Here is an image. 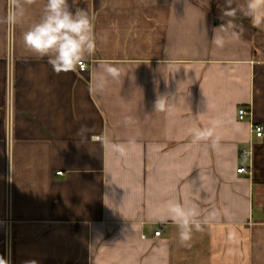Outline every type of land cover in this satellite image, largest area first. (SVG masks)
<instances>
[{
    "label": "crops",
    "instance_id": "crops-1",
    "mask_svg": "<svg viewBox=\"0 0 264 264\" xmlns=\"http://www.w3.org/2000/svg\"><path fill=\"white\" fill-rule=\"evenodd\" d=\"M8 3L0 253L10 264H264V136L253 128L264 125V31L238 17L240 40L214 46L224 0H69L88 11L96 46L88 67L57 74L23 43L46 0L25 4L15 25ZM106 64L122 73L98 91ZM82 126L91 130L83 140ZM176 204L198 212L186 242L161 222Z\"/></svg>",
    "mask_w": 264,
    "mask_h": 264
},
{
    "label": "clouds",
    "instance_id": "clouds-1",
    "mask_svg": "<svg viewBox=\"0 0 264 264\" xmlns=\"http://www.w3.org/2000/svg\"><path fill=\"white\" fill-rule=\"evenodd\" d=\"M35 0H9L7 20L10 24L20 23L25 15V4L31 5ZM234 0H224L220 19L223 21L212 36V43L217 48H223L226 39L240 40L243 27L236 23L238 17L247 18L252 27L264 31V0H245L240 7H233ZM75 0H73V4ZM92 19L84 8H73L69 0H46L43 15L39 22L33 24L23 33L25 47L41 56L47 57L48 63L54 72L75 71L83 65L87 55L95 50V39L92 32ZM122 69L118 66L106 64L97 72L95 88H103L108 78L118 80ZM164 102L159 99L156 108H163ZM91 130L82 126L77 135L83 140ZM207 133L197 131L198 139H206ZM113 150L123 154L124 145H112ZM198 212L195 208H184L179 204L173 206L171 216L165 217L161 222L171 219L180 229L181 242L191 237L193 226L200 230V222L196 219ZM0 264H9L0 258ZM27 264H36L29 261Z\"/></svg>",
    "mask_w": 264,
    "mask_h": 264
},
{
    "label": "built area",
    "instance_id": "built-area-1",
    "mask_svg": "<svg viewBox=\"0 0 264 264\" xmlns=\"http://www.w3.org/2000/svg\"><path fill=\"white\" fill-rule=\"evenodd\" d=\"M11 36V34H10ZM11 60H12V47H11V43H10V48H9V69H8V78H7V91H8V109H9V122H8V128H9V133L11 131V123H12V119H11V104H12V99H13V71H12V66H11ZM88 67V62L87 61H83V65L80 66L81 69H84ZM238 115L240 119H243L246 115V110L244 107H241L238 110ZM254 132L256 133V135L258 137H263L264 136V125L262 124H255L254 125ZM246 168L245 167H241L238 169V172H246ZM61 172V171H60ZM59 172V173H60ZM156 235L160 234V230L155 232ZM0 258H3L4 260L8 261L10 264V255L8 253H0Z\"/></svg>",
    "mask_w": 264,
    "mask_h": 264
},
{
    "label": "trees",
    "instance_id": "trees-1",
    "mask_svg": "<svg viewBox=\"0 0 264 264\" xmlns=\"http://www.w3.org/2000/svg\"><path fill=\"white\" fill-rule=\"evenodd\" d=\"M216 23H217V21H216Z\"/></svg>",
    "mask_w": 264,
    "mask_h": 264
}]
</instances>
